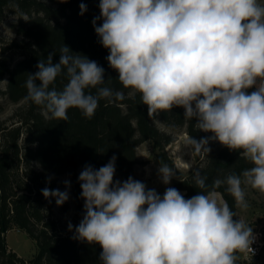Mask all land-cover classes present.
Instances as JSON below:
<instances>
[{
    "label": "clouds",
    "instance_id": "obj_1",
    "mask_svg": "<svg viewBox=\"0 0 264 264\" xmlns=\"http://www.w3.org/2000/svg\"><path fill=\"white\" fill-rule=\"evenodd\" d=\"M79 7L83 15L87 6ZM99 10L92 25L123 88L138 93L150 114L182 107L186 119L212 134L190 140L197 153L208 155L209 142L217 141L252 165L213 181L214 188L226 185L235 206L246 210L243 186L264 193V0H99ZM54 55L40 59L24 84V99L50 119L67 121L71 109L91 119L100 101L123 97L97 61L65 44L58 63ZM59 77L67 82L57 89ZM116 161L113 155L98 169L86 165L80 172L84 214L78 225H67L74 239L101 247L99 264H236L237 251L254 254L253 228L234 219L214 190L186 199L166 187L160 195L132 176L114 179ZM157 175L169 185L176 171L161 162ZM193 180L207 188L199 170ZM63 183L64 191L41 189L43 197L62 206L71 187L70 180Z\"/></svg>",
    "mask_w": 264,
    "mask_h": 264
},
{
    "label": "trees",
    "instance_id": "obj_2",
    "mask_svg": "<svg viewBox=\"0 0 264 264\" xmlns=\"http://www.w3.org/2000/svg\"><path fill=\"white\" fill-rule=\"evenodd\" d=\"M80 3L87 6L83 15ZM8 12L19 15L12 27L22 37L6 41L0 34V81L8 76L6 89L0 87V96L7 95L14 102L24 100L25 104L16 112V121L8 125L0 122V264H99L101 247L74 239L68 224L62 225L53 216L55 198L51 202L45 199L41 189L60 190L57 177L69 173L75 203L70 222L78 225L84 214L80 172L86 165L98 169L116 155L114 179L124 181L134 177L139 163L137 147L145 140L152 141L160 162L175 169L177 179L173 187L181 190L186 199L201 191L214 190L221 193L236 213L234 198L225 190L227 186L214 188L213 181L232 173L240 174L252 165L239 152L210 141L208 155L197 153L190 144L196 163L182 175L166 150L175 137L158 127L157 116L172 128L184 127L190 140L210 135L195 126V119H186L182 107L150 114L138 93L123 88L118 73L106 60L109 52L98 43L92 25L93 18L100 15L99 0H0V23ZM63 44L72 52L97 61L105 69V79L111 77L109 86L121 91L123 97L112 102L100 101L91 119L71 109L67 121L52 120L42 106L26 101L27 74L35 73L39 60L47 58L50 52H56L53 63H58ZM14 52L21 58L12 65ZM66 82L59 77L55 87L60 89ZM197 170L207 177L206 189L195 186L193 173ZM49 176L53 179L46 183ZM62 208L68 210V202ZM13 226L25 230L36 241L37 251L28 261L8 250L3 233Z\"/></svg>",
    "mask_w": 264,
    "mask_h": 264
},
{
    "label": "rangeland",
    "instance_id": "obj_3",
    "mask_svg": "<svg viewBox=\"0 0 264 264\" xmlns=\"http://www.w3.org/2000/svg\"><path fill=\"white\" fill-rule=\"evenodd\" d=\"M19 15L16 13L8 12L7 16L0 23V34L6 41H11L15 38L19 39L22 36L18 34L12 27V24L16 22ZM12 65L21 58L18 52L13 54ZM8 82V76H5L0 81V87L6 89ZM0 104L2 109L0 110V122L4 125L13 123L18 119L16 112L19 108L25 104L24 100L14 102L8 98L7 95L0 96ZM156 124L161 129L171 132L175 140L166 146V150L169 156L174 160L176 166L180 169L182 175H186L191 170L196 161L195 155L190 145V139L185 131V128H172L167 125L157 116ZM210 136L211 133H208ZM137 156L139 163L135 166L136 180H142L148 187L154 188L160 195H163L166 187H173L176 177L172 179L169 185H164L160 182L157 175L158 165L161 163L156 157V148L151 140H145L141 142L137 147ZM58 185L60 191L65 190L64 180L68 179L71 182V176L69 173L61 174L58 177ZM246 192V200L249 207L246 210H241L236 207L235 219H242L244 222L251 226L254 233H257L262 242L264 243V193H261L258 189H253L250 186H243ZM181 193L182 191L179 190ZM217 199L224 200L220 192L215 191ZM70 198L67 201L69 204L68 210H64L62 206H57L56 202L53 206V216L61 222L62 225L68 224L75 214V203L73 199L72 187L69 189ZM225 201V200H224ZM5 243L8 250H13L20 257L25 260H29L37 251L36 241L31 238L27 232L20 229L17 226L9 228L3 233ZM238 257L236 264H264V245L259 255L255 257L246 258L244 252L237 251L234 253ZM28 264V263H27Z\"/></svg>",
    "mask_w": 264,
    "mask_h": 264
},
{
    "label": "built area",
    "instance_id": "obj_4",
    "mask_svg": "<svg viewBox=\"0 0 264 264\" xmlns=\"http://www.w3.org/2000/svg\"><path fill=\"white\" fill-rule=\"evenodd\" d=\"M255 234H256V240L251 245V248L254 250V254H252L251 251H245L244 252V256L246 258L255 257V256L259 255L261 250H262V248H263L264 243L262 242L260 236L257 233H255Z\"/></svg>",
    "mask_w": 264,
    "mask_h": 264
}]
</instances>
